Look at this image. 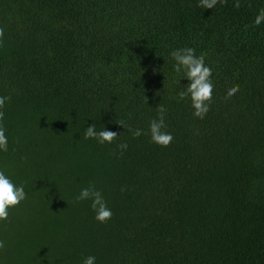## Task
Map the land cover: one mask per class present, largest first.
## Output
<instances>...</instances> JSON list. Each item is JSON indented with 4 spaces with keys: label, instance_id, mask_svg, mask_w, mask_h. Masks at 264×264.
I'll return each instance as SVG.
<instances>
[{
    "label": "trees",
    "instance_id": "trees-1",
    "mask_svg": "<svg viewBox=\"0 0 264 264\" xmlns=\"http://www.w3.org/2000/svg\"><path fill=\"white\" fill-rule=\"evenodd\" d=\"M198 3L0 0V170L27 193L0 221V264H264V0ZM188 47L213 72L204 119L178 96L170 53ZM159 104L170 146L119 124L147 133ZM93 123L119 136L84 139ZM90 186L106 223L76 202Z\"/></svg>",
    "mask_w": 264,
    "mask_h": 264
},
{
    "label": "clouds",
    "instance_id": "clouds-1",
    "mask_svg": "<svg viewBox=\"0 0 264 264\" xmlns=\"http://www.w3.org/2000/svg\"><path fill=\"white\" fill-rule=\"evenodd\" d=\"M221 0H199L198 7L213 9ZM237 8L239 0L235 5ZM264 22V9L258 13L255 18V25L259 26ZM4 29L0 27V46H3ZM171 58L175 61L174 71L176 73L183 72L184 78H187L189 83L185 86L184 90L178 93L179 99L184 100L190 98L191 106L194 109L193 115L199 119H204L210 111V106L213 100L214 84L212 81V69L206 65L204 55H196L195 49L180 48L175 49L171 53ZM239 90V86L235 85L228 89L225 99L235 95ZM11 97L0 96V151H8V138L6 136V129L3 121L5 113L3 109L6 102ZM158 118L150 121L148 132L145 133L141 129L132 130L128 125L121 121L119 124L133 132L134 137L141 135H150L151 141L159 146L168 147L173 142L174 137L167 132L165 123L166 109L162 104L157 107ZM119 134L117 132L107 130L97 131L95 123L86 128L84 139H95L99 144L105 143L112 144L115 142ZM118 147L123 151L126 150L128 145L122 143ZM27 198L24 185L15 184L3 170H0V221H6L9 217V209L15 208ZM91 201V208L95 212V219L101 223H106L113 216L111 209L107 206L101 191L97 190L94 186L81 189L79 195L76 197V202ZM5 244L0 241V249H4ZM96 258L94 256H87L83 260V264H95Z\"/></svg>",
    "mask_w": 264,
    "mask_h": 264
}]
</instances>
